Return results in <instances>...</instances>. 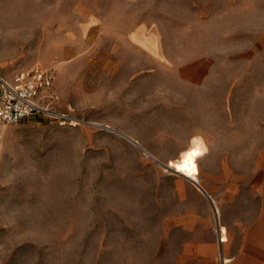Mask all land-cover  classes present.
<instances>
[{"label": "rangeland", "instance_id": "rangeland-1", "mask_svg": "<svg viewBox=\"0 0 264 264\" xmlns=\"http://www.w3.org/2000/svg\"><path fill=\"white\" fill-rule=\"evenodd\" d=\"M248 15L263 25L264 0H0V78L53 76L43 114L0 123V264H175L191 140L198 182L261 166Z\"/></svg>", "mask_w": 264, "mask_h": 264}, {"label": "crops", "instance_id": "crops-1", "mask_svg": "<svg viewBox=\"0 0 264 264\" xmlns=\"http://www.w3.org/2000/svg\"><path fill=\"white\" fill-rule=\"evenodd\" d=\"M260 18L264 21V15ZM248 20L247 27L235 30L239 29L240 50L254 54L247 63L251 67L256 55L264 54V24L258 26L257 15H248ZM260 158V168L243 177L214 170L200 174L198 182L197 173L184 174L199 187L198 192L181 193L180 210L170 216L169 244L178 258L175 264H219L221 259L227 264H264V151ZM216 216L225 231L223 243L218 240Z\"/></svg>", "mask_w": 264, "mask_h": 264}, {"label": "built area", "instance_id": "built-area-1", "mask_svg": "<svg viewBox=\"0 0 264 264\" xmlns=\"http://www.w3.org/2000/svg\"><path fill=\"white\" fill-rule=\"evenodd\" d=\"M53 76L50 71L34 65L21 70L11 77L0 78V123L15 125L38 114L45 109L41 101L48 99L52 89ZM60 122L64 117L57 118ZM217 219V236L220 243L225 241V231ZM228 261L221 259V264Z\"/></svg>", "mask_w": 264, "mask_h": 264}, {"label": "bare ground", "instance_id": "bare-ground-1", "mask_svg": "<svg viewBox=\"0 0 264 264\" xmlns=\"http://www.w3.org/2000/svg\"><path fill=\"white\" fill-rule=\"evenodd\" d=\"M205 146L202 144V142L197 139L193 138L191 140V146L190 149L184 153L181 154L180 160L176 161L174 164H171L176 172L183 173V174H191L192 171V163L196 155H199L201 152L205 150ZM190 153H193L192 155H189ZM198 153V154H194ZM194 182L197 180L194 178Z\"/></svg>", "mask_w": 264, "mask_h": 264}, {"label": "snow or ice", "instance_id": "snow-or-ice-1", "mask_svg": "<svg viewBox=\"0 0 264 264\" xmlns=\"http://www.w3.org/2000/svg\"><path fill=\"white\" fill-rule=\"evenodd\" d=\"M193 153H190L189 155H192ZM194 154H198V153H194Z\"/></svg>", "mask_w": 264, "mask_h": 264}, {"label": "water", "instance_id": "water-1", "mask_svg": "<svg viewBox=\"0 0 264 264\" xmlns=\"http://www.w3.org/2000/svg\"><path fill=\"white\" fill-rule=\"evenodd\" d=\"M135 144V143H134ZM136 145V144H135ZM142 150V149H141ZM144 152V150H142ZM145 153V152H144Z\"/></svg>", "mask_w": 264, "mask_h": 264}]
</instances>
